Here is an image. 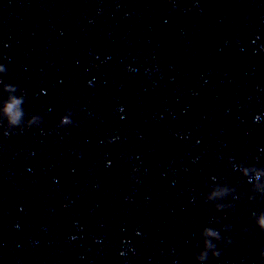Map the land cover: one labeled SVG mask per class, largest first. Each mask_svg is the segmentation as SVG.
I'll use <instances>...</instances> for the list:
<instances>
[{
	"label": "clouds",
	"instance_id": "1",
	"mask_svg": "<svg viewBox=\"0 0 264 264\" xmlns=\"http://www.w3.org/2000/svg\"><path fill=\"white\" fill-rule=\"evenodd\" d=\"M5 68L0 67V74L5 73ZM0 84H3V92L7 94V99L3 101L2 107H0V125L4 126V135L7 136L13 129H21L24 127L32 128L38 126L41 123V117L38 115L31 116L25 123V111L23 105L25 103L24 95L17 96V87L11 84H4L0 80ZM71 113H67L60 122V127L69 126L72 124ZM6 121V124L4 122ZM231 163V161H230ZM234 169L241 172V174L252 184L250 200L255 201L257 195L264 197V168H257L255 166L245 167L242 163L235 164ZM210 190L204 195V200L207 203L212 204L217 211H224L230 207V205L223 203L228 197L235 199V189L227 185V183H215L209 186ZM252 218L256 226L264 231V211L259 213L253 212ZM219 218L213 217L209 224L219 223ZM227 230V229H225ZM245 232L250 229H244ZM203 241V250L195 254L196 260L199 264H206L209 260V253L212 257L219 258L220 252L217 250L215 242H221L220 231L213 227H205L200 233ZM227 243H231V239H227ZM261 260L264 261V249L260 252Z\"/></svg>",
	"mask_w": 264,
	"mask_h": 264
}]
</instances>
